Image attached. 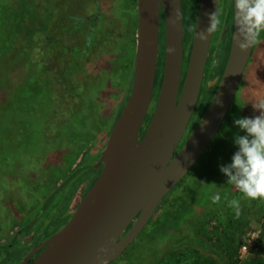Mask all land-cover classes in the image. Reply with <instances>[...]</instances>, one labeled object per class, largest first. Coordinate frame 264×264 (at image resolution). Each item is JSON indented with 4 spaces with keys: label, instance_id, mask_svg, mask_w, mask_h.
I'll use <instances>...</instances> for the list:
<instances>
[{
    "label": "rangeland",
    "instance_id": "obj_1",
    "mask_svg": "<svg viewBox=\"0 0 264 264\" xmlns=\"http://www.w3.org/2000/svg\"><path fill=\"white\" fill-rule=\"evenodd\" d=\"M184 1L182 77L199 0ZM229 4L230 0H219L222 27L213 34L188 128L201 118L214 93L211 86L207 98L206 86L212 80L210 67ZM95 17L92 23L90 18ZM136 39L134 0H0V244L21 231L15 252L1 264L20 262L36 246H31L34 237H39L38 243L46 238L44 228L50 221L49 235L54 233L86 193L87 182L66 186L47 209L42 204L79 164L98 160L134 68ZM156 77L159 80L157 73ZM158 87L156 83L144 124L154 111ZM261 100L264 33L219 131L160 210L111 264H264V199L245 198L236 189L194 230L202 247L173 237V228L202 206L207 192L220 181L219 166L230 163L237 150L234 136L245 133L234 120L259 115L253 104ZM234 198L240 201L239 218L228 207ZM58 211H63V220L56 222ZM30 222L34 225H27Z\"/></svg>",
    "mask_w": 264,
    "mask_h": 264
},
{
    "label": "water",
    "instance_id": "obj_2",
    "mask_svg": "<svg viewBox=\"0 0 264 264\" xmlns=\"http://www.w3.org/2000/svg\"><path fill=\"white\" fill-rule=\"evenodd\" d=\"M230 2L232 24L221 73L208 81L214 93L185 136L213 36L201 42L192 33L182 77L180 0H138L133 80L93 164L98 174L69 219L36 244L20 264H111L137 238L164 197L192 169L219 131L250 59L254 45L243 52L239 49L235 0ZM159 4L164 14L165 42L158 80ZM218 4L219 0H199L194 23L197 31L208 26V16ZM227 31L226 24L221 39ZM156 83L159 87L154 111L142 132Z\"/></svg>",
    "mask_w": 264,
    "mask_h": 264
},
{
    "label": "clouds",
    "instance_id": "obj_3",
    "mask_svg": "<svg viewBox=\"0 0 264 264\" xmlns=\"http://www.w3.org/2000/svg\"><path fill=\"white\" fill-rule=\"evenodd\" d=\"M235 9L234 20L240 37L238 47L243 52L259 43V37L264 33V0H235ZM208 19L209 24L203 30L197 31L196 24L189 28L194 38L198 37L201 42L207 41L222 27L221 10L217 7ZM253 108L259 115L234 120V126L245 134L234 136L237 150L230 163L221 164L219 170L227 177V183L232 184L245 198L256 200L264 199V100L253 104ZM211 200L218 204L220 194L212 195ZM228 207L233 208L236 218H239L240 201L234 198L228 202Z\"/></svg>",
    "mask_w": 264,
    "mask_h": 264
},
{
    "label": "trees",
    "instance_id": "obj_4",
    "mask_svg": "<svg viewBox=\"0 0 264 264\" xmlns=\"http://www.w3.org/2000/svg\"><path fill=\"white\" fill-rule=\"evenodd\" d=\"M71 19L76 20V21L77 20L83 21L80 18H75V17H72ZM225 24L228 25V31L216 46L215 59L213 60L211 67H210L211 68V74H212L210 79H212L214 77H218L220 75V73H221L220 65L223 64L224 58L226 57V48H227L226 39L229 38L230 30H231V24H232L231 2L229 4L228 16L226 18ZM92 29H94V26ZM92 29L90 30V32L92 31ZM227 36H228V38H226ZM89 44H90V40L87 39L86 40V46L88 47ZM132 80H133V71L131 72V74L128 78L127 87L125 89V94L122 96L121 100L119 101V108L115 114L114 120L116 119L117 115L119 114V112H120V110H121V108H122V106H123V104L127 98V94H128L129 89L131 87ZM206 90L208 92V96H207V98H208L212 94L211 93L212 88L206 86ZM114 120H113V122H114ZM112 125H113V123H112ZM112 125H111V127H112ZM111 127H110V130H111ZM110 130L103 137L104 141L106 140ZM142 132H141V134H142ZM98 171H99L98 169H95L93 167V164H79V166L77 168H75L73 170V172L70 174V176H68L65 179L63 186L61 188H59L58 190H56L55 192H53L52 194H50L49 197L46 198V200L42 203L43 206L47 209L52 198L55 197L60 191H62L66 186L78 187L82 183L87 182V186H86V191H87L88 188L90 187V185L92 184V182L94 181V179L96 178ZM181 182H182V180L173 188L172 191H174V189ZM233 191H235V187L232 184L227 183V177L221 173L220 181L215 185V187H213V189H210L207 192L205 201L203 202L202 206L192 215L183 218L182 222L179 226L173 228V232H174L173 237L176 238V241H179V242L186 241V242H190L191 244L202 247L204 244L201 240L197 239L196 236H194V234H193L194 230L197 227H199L202 223H204L206 221L207 217H209L211 214H213V212L218 208V206L231 196ZM171 192H169L164 197V199L162 200L160 205L157 207L154 215L160 210V208L162 207V205L164 204V202L166 201V199L168 198V196L170 195ZM217 192L221 196V201L218 204H214V203H212L211 196L215 195ZM225 198H227V199H225ZM63 211H64V209H63ZM63 211H58L57 214L53 217V220H55V218H58V219H56L57 221L55 220L56 222L62 221L63 217L61 216L62 215L61 212H63ZM68 218L67 217L64 218V221L67 220ZM55 221H53V222H55ZM52 224L53 223L50 221V223L47 224V226L44 228V230H45V231L43 230L44 231V235H43L44 237H47L51 232H53V231H50V232L48 231L49 228L52 227ZM27 225H34V224H31V222H30ZM60 226H61V222L58 225V227L54 230V232L57 231ZM23 227L21 230H23ZM20 234H21V231L10 236V238L4 244H0V264L2 262H4L9 257V255H12L15 252L16 248H13V247L15 246V244L18 243V240L21 239V238H18V235H20ZM24 237H26V236H24ZM34 238H35V241L32 243L31 246H33L34 244H37L39 241V237H34ZM14 264H19V259H17L14 262Z\"/></svg>",
    "mask_w": 264,
    "mask_h": 264
},
{
    "label": "flooded vegetation",
    "instance_id": "obj_5",
    "mask_svg": "<svg viewBox=\"0 0 264 264\" xmlns=\"http://www.w3.org/2000/svg\"><path fill=\"white\" fill-rule=\"evenodd\" d=\"M134 1H135V14H136V29L138 30V28H137V24H138V0H134ZM184 2H185L184 0H180L181 10H182V22H183V14H184ZM198 3H199V1H198ZM96 19H97V17L90 18V21L92 23H94V22H96ZM93 26H94V24H93ZM93 26L90 27V30L93 28ZM183 28H184V26H183ZM164 42H165V21H164V14H163L162 6L159 4V36H158V63H157V72H158L157 74L159 77L161 76V73H162V66H163V60H164ZM211 76H212V74H210V77ZM215 78L216 77L212 78V80ZM146 125L147 124H145L142 131H144V128L146 127ZM194 125H195V123H194ZM194 125L192 127L190 126L187 129V131L185 132V136L188 135V133L192 130ZM40 251H41V249L39 251L35 252L32 255V257L30 258V261H32L39 254ZM19 264H20V262H19Z\"/></svg>",
    "mask_w": 264,
    "mask_h": 264
},
{
    "label": "built area",
    "instance_id": "obj_6",
    "mask_svg": "<svg viewBox=\"0 0 264 264\" xmlns=\"http://www.w3.org/2000/svg\"><path fill=\"white\" fill-rule=\"evenodd\" d=\"M243 249H245V246H243Z\"/></svg>",
    "mask_w": 264,
    "mask_h": 264
},
{
    "label": "crops",
    "instance_id": "obj_7",
    "mask_svg": "<svg viewBox=\"0 0 264 264\" xmlns=\"http://www.w3.org/2000/svg\"><path fill=\"white\" fill-rule=\"evenodd\" d=\"M255 46V45H254ZM254 49V48H253Z\"/></svg>",
    "mask_w": 264,
    "mask_h": 264
}]
</instances>
